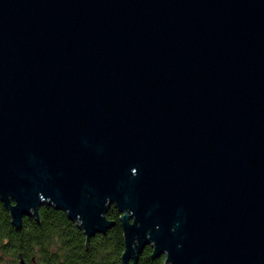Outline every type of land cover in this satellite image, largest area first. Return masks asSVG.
<instances>
[{
    "label": "water",
    "instance_id": "95a60500",
    "mask_svg": "<svg viewBox=\"0 0 264 264\" xmlns=\"http://www.w3.org/2000/svg\"><path fill=\"white\" fill-rule=\"evenodd\" d=\"M0 200L88 240L115 205L123 264H264V0H0Z\"/></svg>",
    "mask_w": 264,
    "mask_h": 264
},
{
    "label": "trees",
    "instance_id": "16d2710c",
    "mask_svg": "<svg viewBox=\"0 0 264 264\" xmlns=\"http://www.w3.org/2000/svg\"><path fill=\"white\" fill-rule=\"evenodd\" d=\"M115 205L106 217L113 222L106 232L87 239L85 231L54 206L42 205L36 216H24L21 228L12 223L10 212L0 200V264H19L34 257L37 264H123L125 238ZM147 245L138 264H166V255L152 257Z\"/></svg>",
    "mask_w": 264,
    "mask_h": 264
},
{
    "label": "flooded vegetation",
    "instance_id": "af4514ba",
    "mask_svg": "<svg viewBox=\"0 0 264 264\" xmlns=\"http://www.w3.org/2000/svg\"><path fill=\"white\" fill-rule=\"evenodd\" d=\"M25 260V259H24ZM26 261V260H25ZM28 264H37V260L33 257L31 261H26ZM20 264V263H19Z\"/></svg>",
    "mask_w": 264,
    "mask_h": 264
}]
</instances>
